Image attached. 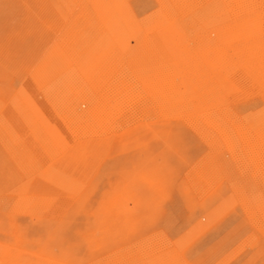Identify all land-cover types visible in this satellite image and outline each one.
<instances>
[{"label": "rangeland", "instance_id": "374dc122", "mask_svg": "<svg viewBox=\"0 0 264 264\" xmlns=\"http://www.w3.org/2000/svg\"><path fill=\"white\" fill-rule=\"evenodd\" d=\"M0 115V264H264V0H0Z\"/></svg>", "mask_w": 264, "mask_h": 264}, {"label": "bare ground", "instance_id": "6f19581e", "mask_svg": "<svg viewBox=\"0 0 264 264\" xmlns=\"http://www.w3.org/2000/svg\"><path fill=\"white\" fill-rule=\"evenodd\" d=\"M83 12V11H82ZM76 22V21H75ZM63 36V35H62ZM61 37V36H60ZM60 40V39H59ZM70 44V43H69ZM109 59V58H108ZM162 66V65H161ZM154 72V71H153ZM102 76V75H101ZM97 85V84H96ZM13 103V102H12ZM1 116V115H0ZM126 121V120H125ZM130 126V125H129ZM31 131V130H30Z\"/></svg>", "mask_w": 264, "mask_h": 264}]
</instances>
